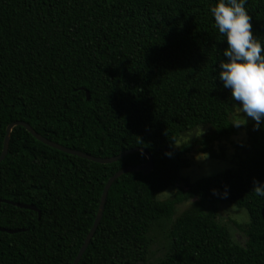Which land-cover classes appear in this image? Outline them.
I'll list each match as a JSON object with an SVG mask.
<instances>
[{
  "label": "trees",
  "instance_id": "16d2710c",
  "mask_svg": "<svg viewBox=\"0 0 264 264\" xmlns=\"http://www.w3.org/2000/svg\"><path fill=\"white\" fill-rule=\"evenodd\" d=\"M216 0H0V156L7 128L26 122L44 138L97 158L143 149L150 175L114 182L99 228L79 264H264V125L233 127L236 102L218 79L226 42L209 8ZM253 36L264 47V0H246ZM86 92L90 94L87 100ZM234 168L178 185L191 167L179 142ZM170 153L171 155H166ZM148 163L136 152L98 164L51 148L24 127L10 134L0 162V264H73L98 214L108 180ZM227 186L226 197L221 193ZM177 190L160 201L168 189ZM10 201L36 207L18 208ZM190 203L176 216V208ZM225 204L249 216L246 246L219 223ZM176 216V218H174ZM166 226L167 230H163ZM165 253L149 260L153 233Z\"/></svg>",
  "mask_w": 264,
  "mask_h": 264
},
{
  "label": "clouds",
  "instance_id": "9594fccd",
  "mask_svg": "<svg viewBox=\"0 0 264 264\" xmlns=\"http://www.w3.org/2000/svg\"><path fill=\"white\" fill-rule=\"evenodd\" d=\"M246 0H216L209 8L214 27L226 42L223 57L217 65L218 79L229 90L230 99L236 105L243 120L237 119L231 125L240 127L247 118L254 121V127L264 125V47L253 36ZM171 155L170 153H165ZM255 195L264 197V182H253ZM213 195L226 197L227 186L221 193L212 190Z\"/></svg>",
  "mask_w": 264,
  "mask_h": 264
},
{
  "label": "rangeland",
  "instance_id": "374dc122",
  "mask_svg": "<svg viewBox=\"0 0 264 264\" xmlns=\"http://www.w3.org/2000/svg\"><path fill=\"white\" fill-rule=\"evenodd\" d=\"M234 107V113L231 115L230 120L235 122L237 119L243 120L241 114H239L236 105ZM254 121L251 118H247V124L253 123ZM201 130L197 132L188 134L182 138L179 142V146H186L189 148L190 153L187 155V158L190 160L191 167L185 169L181 172L182 181L178 185L180 188H186L185 181L190 180L192 183L197 182L204 178L213 177L224 173L227 170L234 168L233 160L235 159L238 151L235 148V144H245L247 141V136L244 131L240 132L237 136L232 137L229 141H223L216 144L217 152H221L220 146H223L226 159L225 160H216L211 159L208 155L200 153L196 147L194 141L197 138L201 137ZM177 190L175 187L168 189L166 192L161 194L158 197V200L165 201L169 199L172 194ZM190 203H183L176 208V216L182 214L188 207ZM174 216V218H176ZM218 221L220 224L225 225L232 236V239L241 246H246L248 237L244 233L242 227L245 226L249 221V216L247 213L232 208L229 205L222 204L219 206L218 210ZM167 227L163 230H167ZM154 244L151 247L150 253L151 256L149 260L151 262L158 260L163 257L165 253L166 238L164 231H155L153 233Z\"/></svg>",
  "mask_w": 264,
  "mask_h": 264
},
{
  "label": "water",
  "instance_id": "95a60500",
  "mask_svg": "<svg viewBox=\"0 0 264 264\" xmlns=\"http://www.w3.org/2000/svg\"><path fill=\"white\" fill-rule=\"evenodd\" d=\"M86 95H87V100H90L89 92H86ZM16 126L24 127L34 138H36V140H38L39 142H42L43 144H45L51 148H54L56 150L65 152L67 154H71V155H74V156H77V157H80V158H83V159H86V160H89V161H92V162H95L98 164H112V163L118 162V161L122 160L123 158H125L131 154H134L138 151L143 152L148 158L147 164H144L141 166H134V167H130V168L120 170L119 172L114 174L108 180V182L105 186L102 198H101V203H100V207L98 210L96 220H95L87 238L85 239L84 244L80 248V251H79L78 255L76 256V259L73 262V264H79L81 262L82 257L84 256L85 252L87 251L92 239L94 238L98 228H99V225L101 223V219L103 217V212H104V208L106 205L109 190L111 189L114 182L116 180H118L120 177H122L123 175L130 173V172H142L144 175H150L155 169L153 158L148 152H146L145 150L140 149V148L128 150V151H126V152H124L118 156L112 157V158H105V159L97 158V157H94L92 155H89V154H86V153H83L80 151H76V150L67 148L65 146H62L58 143L52 142V141L48 140L47 138H44L43 136H41L39 133H37L30 124H28L26 122L19 121V122H15L13 124H10L7 128V135H6L5 142H4L3 152L0 156V162H2L8 154V148H9V143H10V134H11L12 129ZM4 202L11 204V205H14L18 208L33 210L35 212H38V214L40 216L39 210L34 206L21 204V203H14V202H10V201H4ZM20 231L21 230H9V229H5V228H0V232H7L10 234L18 233Z\"/></svg>",
  "mask_w": 264,
  "mask_h": 264
}]
</instances>
